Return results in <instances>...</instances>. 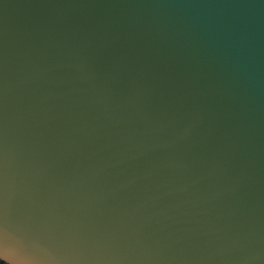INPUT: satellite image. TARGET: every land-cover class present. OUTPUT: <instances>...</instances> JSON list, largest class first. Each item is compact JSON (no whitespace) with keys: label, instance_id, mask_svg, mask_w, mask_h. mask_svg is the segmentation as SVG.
Instances as JSON below:
<instances>
[{"label":"water","instance_id":"water-1","mask_svg":"<svg viewBox=\"0 0 264 264\" xmlns=\"http://www.w3.org/2000/svg\"><path fill=\"white\" fill-rule=\"evenodd\" d=\"M0 261L264 264V0H0Z\"/></svg>","mask_w":264,"mask_h":264},{"label":"trees","instance_id":"trees-1","mask_svg":"<svg viewBox=\"0 0 264 264\" xmlns=\"http://www.w3.org/2000/svg\"><path fill=\"white\" fill-rule=\"evenodd\" d=\"M0 264H5V263H3L2 261H0Z\"/></svg>","mask_w":264,"mask_h":264}]
</instances>
